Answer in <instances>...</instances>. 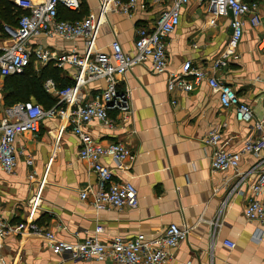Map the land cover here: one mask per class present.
I'll list each match as a JSON object with an SVG mask.
<instances>
[{"label": "crops", "instance_id": "obj_1", "mask_svg": "<svg viewBox=\"0 0 264 264\" xmlns=\"http://www.w3.org/2000/svg\"><path fill=\"white\" fill-rule=\"evenodd\" d=\"M139 1L146 3V9H138L131 16L116 10L106 15L97 39L98 50L108 52L116 39L125 51H132L137 28L152 25L172 0ZM246 1L259 3L261 23L252 27L245 18L243 36L227 64L216 73L234 87L242 101L253 107L257 117L264 113V48L260 46L264 40V0ZM100 2L81 0L75 11L60 6V16L70 13V17H85L89 12H98ZM5 24L1 20L0 46L10 43ZM231 37L230 16L210 25L206 5L190 0L182 6L179 25L167 37V71L157 74L147 61L120 78L117 88L129 91L131 113L112 111L113 126L98 121L81 125L94 140L122 141L131 148L134 155L131 168L127 172L117 171L115 177L134 183L139 196L137 208L97 211L91 205V196L81 198V191L98 189L100 181L89 162L78 155L81 140L72 124L45 117L37 134L25 132L18 137L14 172L7 173L0 167V213L5 220L13 225L28 221L29 200L36 190V183L29 180L28 174L35 171L38 178L45 173L47 177L34 223L53 232L58 240H83L95 235L99 225L103 229L98 238L105 243L116 235L144 233L152 237L174 223L190 228V233L172 249L173 257L167 264H264V227L244 215L245 203L251 196L249 185L229 197L214 235L212 224L239 173L248 171L259 157L245 153L236 170H214L212 148L205 142L208 134L218 129L227 148L239 151L248 137L258 133L250 123L238 121L233 108L224 109L218 93L205 80L190 92H171L167 88L169 73L180 72L188 60L195 65L210 66L227 49ZM30 43L60 53L74 47L81 50L84 39L70 41L42 35ZM47 65L33 61L30 67L38 72ZM58 68L65 79L74 80L75 67L66 64ZM4 78L0 76V97L2 105L8 106L3 95ZM105 86L104 79H97L84 90L91 94ZM30 101L37 102L34 98ZM63 123L67 126L57 144L49 130ZM28 157L31 164L26 161ZM103 161L114 166L109 157ZM256 176L257 173L251 174L248 180L254 181ZM226 241L234 242L235 246ZM3 255L7 264H114L109 258L72 260L66 253H55L45 236L26 231L11 233L3 239Z\"/></svg>", "mask_w": 264, "mask_h": 264}, {"label": "built area", "instance_id": "obj_2", "mask_svg": "<svg viewBox=\"0 0 264 264\" xmlns=\"http://www.w3.org/2000/svg\"><path fill=\"white\" fill-rule=\"evenodd\" d=\"M158 1V0H157ZM190 0H172L157 20L150 26H140L136 30V38L132 51H125L118 40L111 43L108 52L97 48L100 28L106 15L113 11L132 15L140 9H146L145 2L139 0H101L98 12H89L77 20L60 19L59 7L68 10H78L81 0H44L36 3L33 0H15L16 4L27 12L20 17L18 26H5L10 43L0 46V76L8 77L23 74L33 61L41 64L53 62L55 66L66 64L75 67L74 82L65 87H58L49 78L44 82L47 92L57 97V102L46 109L35 101H19L4 106L0 97V167L7 173L14 172L18 155L16 142L18 137L30 132L37 134L45 117H54L72 124V130L78 134L81 147L78 155L87 160L91 169L96 173L100 187L96 190L85 188L80 196L86 199L92 197L91 205L95 210L137 208L139 196L132 181L117 179L115 173L127 172L131 168L134 155L129 146L122 141L103 143L94 140L84 131L82 124L98 121L105 126H113L114 120L110 113L120 111L131 113L129 91L123 92L117 88L120 78L132 67L150 61L152 70L162 74L168 69L167 37L174 32L180 23L182 6ZM206 5L208 23L217 25L219 18L230 16L232 37L223 54L212 61L209 66L195 65L185 61L180 72H171L167 77L169 91L190 92L195 85L206 81L218 93L220 104L224 109L233 108L238 121L250 123L258 133L248 137L241 150L233 151L222 142L220 130L214 129L208 134L205 142L211 146V165L214 170L237 169L241 157L245 153H253L259 160L248 171L239 173L235 185L223 199L219 216L212 222L213 235L219 228V217L226 208L229 197L241 193L244 185H249L251 196L245 203L244 215L264 227V113L255 116L253 107L242 101L234 87L222 80L216 73L217 69L225 66L232 52L245 31V18L252 27L261 23V13L257 1L246 0H198ZM59 36L73 41L84 39L81 50L75 47L57 53L42 45H31V40L38 36ZM260 46L264 48V40ZM104 79V89L88 94L85 87L92 81ZM67 124H61L55 130H49L55 143H59ZM109 157L114 166L104 163L103 158ZM52 160V158H50ZM31 164L32 159L27 158ZM257 173L254 181L248 180L251 174ZM46 173L42 178L35 171L29 172L28 178L36 183V190L29 200L28 221L16 225L9 224L0 213V264H7L3 255V239L11 233L24 231L46 237L55 253H66L72 260L111 259L114 264H167L173 257L172 249L185 241L190 228L169 224L158 234L148 237L144 233L135 236L116 235L108 242H102L98 234L102 226L95 228V235L69 242L58 240L54 233L43 230L34 217L41 200L46 182ZM249 183V184H248ZM263 233V232H262ZM234 247L235 243L226 241Z\"/></svg>", "mask_w": 264, "mask_h": 264}, {"label": "trees", "instance_id": "obj_3", "mask_svg": "<svg viewBox=\"0 0 264 264\" xmlns=\"http://www.w3.org/2000/svg\"><path fill=\"white\" fill-rule=\"evenodd\" d=\"M71 11V10H70ZM27 10L17 6L12 0H0V25L1 20L6 24L16 28L18 26L20 17L25 14ZM61 15V8H59L58 16L60 19L77 20L84 16L70 17V13ZM29 72L26 74V71ZM23 74L8 76L4 82L3 95L6 105H11L19 101H30L34 98L44 108L48 109L56 104L57 97L47 92L44 82L52 78L57 86L62 88L71 85L74 81H69L61 76V70L49 62L47 66L42 67L38 72L34 71L32 67H28Z\"/></svg>", "mask_w": 264, "mask_h": 264}, {"label": "rangeland", "instance_id": "obj_4", "mask_svg": "<svg viewBox=\"0 0 264 264\" xmlns=\"http://www.w3.org/2000/svg\"><path fill=\"white\" fill-rule=\"evenodd\" d=\"M29 72V69L26 71V74ZM4 79H6V78H4Z\"/></svg>", "mask_w": 264, "mask_h": 264}]
</instances>
